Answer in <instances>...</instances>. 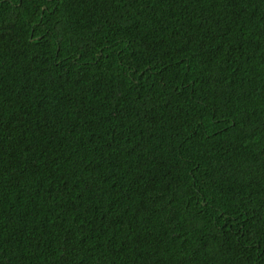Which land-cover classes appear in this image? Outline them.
Segmentation results:
<instances>
[{
    "label": "trees",
    "instance_id": "16d2710c",
    "mask_svg": "<svg viewBox=\"0 0 264 264\" xmlns=\"http://www.w3.org/2000/svg\"><path fill=\"white\" fill-rule=\"evenodd\" d=\"M0 264H264V0H0Z\"/></svg>",
    "mask_w": 264,
    "mask_h": 264
}]
</instances>
